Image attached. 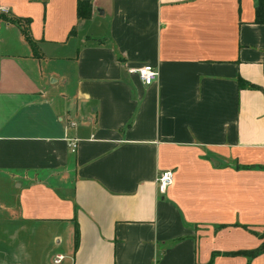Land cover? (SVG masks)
<instances>
[{
  "label": "crops",
  "instance_id": "1",
  "mask_svg": "<svg viewBox=\"0 0 264 264\" xmlns=\"http://www.w3.org/2000/svg\"><path fill=\"white\" fill-rule=\"evenodd\" d=\"M0 7L41 53L0 14V264H264L239 254L264 243L255 0ZM143 65L149 86L130 73Z\"/></svg>",
  "mask_w": 264,
  "mask_h": 264
},
{
  "label": "trees",
  "instance_id": "2",
  "mask_svg": "<svg viewBox=\"0 0 264 264\" xmlns=\"http://www.w3.org/2000/svg\"><path fill=\"white\" fill-rule=\"evenodd\" d=\"M76 11H77L78 19L87 20L91 17V12H92L91 4L88 2L79 1L77 4V10ZM255 16H256V22L264 24V0H255ZM1 18L12 23V24H15L16 26H18L20 28V31L22 32V35H23L25 41L31 47L33 55L36 58L41 57V53L36 46V42L32 39V37L30 36V33H29V24H30L29 19H23V20L11 19L10 16H7L6 14H1ZM73 33H74V29H72L70 31L69 35H71ZM239 86H240V88H245V87L250 88V89H256L257 88L254 85L245 84L244 82H242L240 80H239ZM78 241H79V233H78V228L75 225V229H74L75 249L77 248ZM262 252H264V243L256 250L239 252V254H243V255H246L248 257H253L255 255H258L259 253H262ZM208 264H212V263L209 262Z\"/></svg>",
  "mask_w": 264,
  "mask_h": 264
},
{
  "label": "built area",
  "instance_id": "3",
  "mask_svg": "<svg viewBox=\"0 0 264 264\" xmlns=\"http://www.w3.org/2000/svg\"><path fill=\"white\" fill-rule=\"evenodd\" d=\"M8 10L5 7H0V14H8ZM130 73H135L141 83L145 86H149L153 84L157 78H158V71L156 68L149 66V65H143L135 69H131ZM76 141H71L69 143V148L72 153L76 151ZM173 182V171L171 170H163L159 172L156 183H157V190L160 194H164L167 190V188L172 184ZM63 259L62 256H57L55 259V263L58 264Z\"/></svg>",
  "mask_w": 264,
  "mask_h": 264
},
{
  "label": "rangeland",
  "instance_id": "4",
  "mask_svg": "<svg viewBox=\"0 0 264 264\" xmlns=\"http://www.w3.org/2000/svg\"><path fill=\"white\" fill-rule=\"evenodd\" d=\"M53 86H54V89L56 90V86H57V84H54Z\"/></svg>",
  "mask_w": 264,
  "mask_h": 264
}]
</instances>
